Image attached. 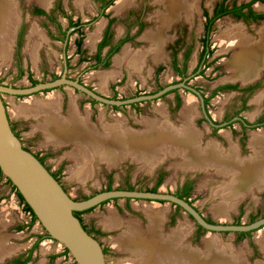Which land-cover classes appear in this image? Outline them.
<instances>
[{"label": "rangeland", "instance_id": "rangeland-1", "mask_svg": "<svg viewBox=\"0 0 264 264\" xmlns=\"http://www.w3.org/2000/svg\"><path fill=\"white\" fill-rule=\"evenodd\" d=\"M58 1L62 2V5L73 18L78 16L83 21L97 16L99 12V4L95 0ZM216 1L218 0H196L194 2V8H186V10L184 9L185 11L179 10L172 18V21L164 25L161 22V17L166 13L167 9L164 7V2L160 0H133L131 4L119 10L115 9L116 1L115 4L113 3V5L107 9V11L112 16L117 17V20L112 27L116 35L123 33L126 29V25L133 21L137 15L142 16L144 22L143 30L145 32L141 38H145L147 45L144 42H137L131 47L136 51L137 47H145L146 50L143 49L142 53L147 56L149 55L148 51L152 52V48H150L152 40L149 38L150 32L153 34H161L160 36L163 39V45L168 37H170V41L167 43H172L178 36L183 37L182 42L184 43L192 42L194 49L188 60L187 66L188 71H190L194 62L195 54H197V50L200 47L199 37L202 34L203 22L202 9L203 7L211 8ZM228 1L240 3L245 0ZM34 2V0H18L20 9L26 14L28 13L30 5L34 4ZM186 3L190 6L191 0H186ZM252 5L256 11L264 12V3L256 1L253 2ZM126 16H129V18L126 19ZM177 20L180 21L176 23ZM44 21L45 20L42 17L30 18L20 46V51L14 50L15 44L12 43L13 49L11 47L9 60L6 61L8 56L6 59L1 58L0 56L1 83L4 84L7 82H14L18 86L27 84V62L33 70V75L38 79H46L41 72L51 73L52 71L53 74H59L61 72V66L64 61V53L62 51V43L60 41L53 42L50 39H47V41L43 43L40 54L41 57L38 61L35 62L29 58V49H26L29 30L34 22L38 27L41 26L40 29L43 32L46 30L44 28H48L50 25H46ZM103 21H105V17L98 15L94 22L84 27L85 34L88 36L89 33L94 32L98 23ZM62 23L65 25L63 21ZM263 25L264 21L258 23L244 22L231 16H225L218 19L213 25L211 35V43L214 51L212 54V58H214L213 63L205 69L204 74L191 77L190 83L197 85L198 89L206 94H209L214 87L223 83L233 82L239 84L240 79L231 80L232 71L227 66V62L231 60L233 54L238 51V48L235 46L224 49L221 45L222 37L230 31L237 29L236 31L239 32L240 30V33L251 39L252 42H256L258 37H260L259 31L264 27ZM51 29L55 31L53 25H51ZM44 35L45 31L42 36ZM75 35L76 34L71 35V44L68 48V54H72L73 52L74 46L72 39ZM35 40H41L39 35L35 34L34 39L30 42H34ZM84 44H86V39ZM126 45L130 47L129 43ZM124 47L126 46L124 45L121 50L116 53V55L121 54ZM87 49L89 50V48ZM168 52L169 51L166 50V54L163 57L164 60L162 62H152L150 58L152 55L148 58L146 57L145 66L139 73L132 72V70H130V68L125 64L115 67L113 66V60H111L110 65L107 68L96 70L98 72L111 70L119 71V75L115 78L107 79L104 86L100 84L99 78L94 75L96 72L86 71L82 74V76H80V78L96 91L109 97L114 93V91H112L109 87V84L119 82L123 74L125 77L121 82H119V85H117L116 88L118 97H130L135 92L139 91L153 92L159 89V86L166 85L178 78L177 74L171 68L170 56ZM180 53L181 52H179V58ZM74 61L75 57L72 58L71 63H74ZM18 63L21 64L24 72L17 76ZM161 63L164 64V69L160 71L157 76H155L154 69L156 65ZM71 67L72 69L67 74H70L71 77H73L80 73V71L85 67V62L71 65ZM263 91L264 85H262L249 97L248 107L243 111V114L251 121L254 120V117L260 111L261 101L264 97ZM179 93L181 95V103L177 108L173 107L174 93H168L163 97L139 103L135 107L128 104L114 109L109 105L99 102L92 105L87 96L83 95L79 91H73V88L67 85L62 88H55L47 92L32 94L30 96L25 95L23 97L4 93L2 94V98L6 101L10 121L16 123V127L20 132V136L23 137L24 143L31 146L33 149L39 148L41 143L46 139H44V137L42 138L38 132L32 131L34 125L44 123V116H26L24 113L22 114L18 111L19 109L20 111L23 110L24 103L32 101L33 99L45 100L49 95H53L51 97L59 99V104H62L63 100H65L64 111L62 112L58 110V114L64 117L67 116L68 109H70V100L73 99L78 116L82 117V120L85 121V125L87 124L88 127L95 129L98 135L105 134L106 128L113 125H118L123 131L130 130L134 133H139L147 127L145 120L146 122H152L156 126V129L161 128L163 124H170L171 128L180 127L183 124V119L180 117L179 113L180 109L182 110L184 106L182 103H184L183 101H185V98L192 97V102L194 104H192L193 118L191 123H193L191 126L196 129L198 134V130H200L201 144L204 145L212 138V140L221 143L223 147H227L228 138L221 134V131L224 130L229 133L230 127L227 126L221 128L215 137L211 136V129L209 128V125H207L205 121H200V119H198L200 117V109L197 98L194 97L192 93L184 91L183 89H179ZM43 96L45 99H43ZM238 96V92L224 90L219 91L210 99L208 110L214 118L220 119L222 115L221 113H224V111L229 112L233 109L235 104L238 102ZM86 117L88 118L86 119ZM233 126L239 131L238 122H235ZM256 131H262L264 134V127L260 126L257 129L248 130L246 138L247 146L243 150L241 157H250L253 154V151L249 148L248 142L250 138L253 137L252 134ZM142 134H144V132H142ZM238 137L239 136L234 133V136L230 137V139L232 142L234 141L233 143L235 144ZM53 144L52 148L56 150H54L53 156L46 158L45 162L49 167L54 169L59 161L63 160L64 168L61 181L65 185L67 193L74 199H82L86 196H90L93 193L104 189L108 185L113 188L132 186L136 189H144L152 187L154 178L156 177L158 171L165 168L166 172L163 180L158 185V189L162 191L171 190L173 192L183 179L188 177L193 178L194 185L191 193V202L207 219L218 223H232L237 220L241 223H247L249 222L251 215L261 217L264 214V177L262 178L263 186L258 187L256 185H251V189L240 195V197H238L234 202V206H231L232 202L222 201V196L216 192V190H218L220 186L222 187L225 182L230 179V177L217 174L213 168L197 171L179 167V165L181 166V161L183 160H181V156L179 154L171 155L168 153L162 155V157H164L152 167L150 164L151 159H136L130 153L121 156L115 164H108L107 161L102 158L100 159L99 155H94L93 158L86 159L87 162H85L86 160H80V157L75 156L79 143L73 139ZM163 147L165 148V146ZM159 148H162V146L150 149L153 152L151 156L156 158L159 154L158 152H160L158 151ZM166 148L168 150L165 149V152L170 151V147ZM141 150L138 151L141 152ZM165 152L162 151L161 153ZM145 156L150 157L148 154ZM86 168L89 169V171L87 170L88 173L83 177L79 176L80 172H82L81 170H85ZM109 175L111 176L110 181H108ZM222 202L225 203L224 205H226V207L224 208V211H220L219 213L216 211V207L220 206ZM128 203L129 206L127 208L125 206L124 198H118L116 201L109 200L103 205H97L93 209L84 211L82 214L84 221L87 224H92L90 221L93 220L95 226L100 227L104 231L103 234L96 233V236L108 249L105 254L107 264H122V262L126 261V259L135 257L132 252L116 247L114 242L127 230L128 225L131 222L137 224V226L139 225L142 230H147L148 219L143 210L146 205H154L166 209L165 218H162L160 226L164 238L168 237L176 229H183L185 232L182 243L192 250L204 254L206 252V240H214L217 245L227 248L234 256L240 260H246L248 264H254L257 260L262 262L264 261L263 249L257 241V239L260 238H263L264 241V226L239 239V236L235 232L215 233L198 230L193 219H191L182 209L176 211L175 206L168 202H151L143 199H129ZM0 214L2 215H0L1 239L8 244L14 245V247L16 246L14 250H12V252H14L13 254L10 252L0 258H3L0 260V264H6L15 255L26 252L40 235H43V237L38 239L36 248L32 253V258L27 264H38L40 262L43 264H73L71 256L69 254H63V245L55 240L49 239L44 229L37 221H35L32 225L27 226L30 221V215L22 209V204H20L16 192L4 178L0 180ZM171 215L173 216V221L172 223H169L168 220ZM111 217L114 219L110 220ZM213 236L214 238H212ZM44 245L46 246L44 248H46L47 251L46 249H42ZM49 256L53 258L50 259Z\"/></svg>", "mask_w": 264, "mask_h": 264}, {"label": "bare ground", "instance_id": "bare-ground-1", "mask_svg": "<svg viewBox=\"0 0 264 264\" xmlns=\"http://www.w3.org/2000/svg\"><path fill=\"white\" fill-rule=\"evenodd\" d=\"M13 1L15 0H0V56L4 59L7 56L9 57L14 26L17 23ZM39 1L47 3L49 0ZM160 1L164 2V7L167 9L166 13L161 17V22L164 25L171 22L179 10L194 8L196 0H191L190 6H188L189 4L186 3V0ZM132 2L133 0H117L115 9L119 10ZM236 30L234 29L225 34L222 37L221 45L224 49L235 46L238 48L231 60L227 62V66L232 71V78L246 80L251 77L260 63H264V27L260 29V38L256 42H252L251 39L240 33V30L239 32ZM150 33L149 38L157 44L154 57L156 60L161 56L160 47H162L163 39L160 36L161 34ZM34 50L32 51L33 54L35 53ZM142 56L143 54L141 53L133 54L128 51H125L124 55L128 64L135 69L140 66ZM54 102L29 101L23 106L22 111L34 116L40 113L44 115L45 123L43 128L48 142L61 143L73 139L79 143L75 156L80 157V160L84 161L93 158L94 155H99L100 159L107 161L108 164H115L121 156L127 153H130L136 159L154 160L160 154H163L161 153L163 150L160 151L161 148H159L158 151L160 152L157 151L159 154L154 158L151 156L153 152L150 149L165 146V148L170 147L169 150L172 152L182 153L181 166L184 168L215 165L224 175L228 174L230 179L222 187L220 186L221 188L219 187L216 192L222 196V201L232 202L231 206H234V198L250 190L251 185L263 186L264 138L260 134L254 133L251 138V146L255 154L250 159L240 160L234 146H230V156H227L226 159L219 157L217 148L210 143L205 145L202 151H199L198 133L189 124L193 113V103L190 100L185 101L181 110L184 124L178 129L177 132L179 133L175 132L176 134L174 135V131L169 125L165 124L161 128L156 129L152 122H145L147 123V130L144 134H136L129 130L123 131L118 125H113L106 128L105 134L98 135L95 130L93 131L87 124L85 125L82 117L78 116L73 100H70L68 115L63 119L52 111L56 106V102ZM138 150H141V152ZM147 154L150 157H146L145 155ZM87 170L89 171L88 168L81 170L82 172H80L79 176L83 177L88 173ZM224 204L222 202L220 206L216 207V211L219 213L224 211L226 207ZM143 210L148 219L147 230H142L139 225L137 226V224L131 222L127 230L114 242L116 247L126 249L135 255L134 258L126 259L122 264H245L244 259L240 260L236 256L231 255L230 250L217 245L214 240H206V252L204 254L192 250L182 243L185 232L183 229H176L169 236L167 235L168 237L164 238L160 226L166 212L165 209L159 206L146 205ZM113 217L110 220H113ZM262 243L264 245L263 239ZM15 247L2 241L0 235V258L12 252ZM44 247L46 246H43V250L46 249ZM38 264L43 263L40 262Z\"/></svg>", "mask_w": 264, "mask_h": 264}, {"label": "flooded vegetation", "instance_id": "flooded-vegetation-1", "mask_svg": "<svg viewBox=\"0 0 264 264\" xmlns=\"http://www.w3.org/2000/svg\"><path fill=\"white\" fill-rule=\"evenodd\" d=\"M34 1H35L34 4L30 5V8L28 9L27 14L24 13V11L20 9V7H19L20 4L18 3V0L13 1L15 15L17 16V19H16L17 23L14 26L13 39H12V43L15 44L14 50L20 51V46H21L23 37L25 35V31L27 30V24H28V21L30 20V18L42 17V18H44V20H45L44 22L46 23V25H48V24H50V25L48 26V28H44V29H46V30H44L45 31V35H44L45 37H44V36H42L44 31L42 32V30L40 29L41 26L38 27L36 23H34V22H33L34 24L32 23V27L30 28L29 33L27 35L28 40H27L26 49L27 48L29 49L28 54L30 56V57L29 56L28 57L32 61L37 62L38 59L41 57L40 54H41V49L43 47V43L46 42L47 39H50L53 42L60 41L62 43V51L64 53V57H63L64 61H63L62 66H61V72L59 74H53L52 71H51V73H46V72L42 73L41 72V74L44 75L46 77V79H38L33 75V70L30 67L29 63L27 62V66H26L27 84H22V85L18 86L14 82H7V83H4L5 85H11L13 87H29V86L36 84L37 82L52 80L54 78L61 76V74L64 72V69L66 68V77L67 78L77 79L80 83L86 85L90 89H93L89 84L83 82V80L80 78V76H82V74L84 72H86V71L98 72L96 70L107 68L110 65V62H111V60H113V57L116 55V53H118L124 45L126 47H128V45H126L128 43L130 45L129 48H132L131 46L137 42H142V43L144 42L147 45V42H145L141 38V36L145 32L143 30L144 29V22H143V18L141 15H137L133 21L128 23L126 25V29L123 33H119L117 35L115 34V31L112 27H113V24L115 23V21L117 20V17L109 14L107 9L109 7H111L113 5V3L115 4V2L117 0H95L99 4L98 15L104 16L105 21L102 22L103 26L100 27L98 36L93 41L92 45L84 44L85 39L87 42V38H88V36L84 32V27L86 25H90L92 22H94V20H96L98 15L95 17H92L91 19H87L86 21H83L78 16L76 18H73L72 15H70L67 12V10L65 9V7L62 5L61 1L49 0L47 3L41 2L39 0H34ZM218 1H220V0H218ZM218 1H216L215 4L211 8L203 7V9H202L203 22H202V34L199 37L200 47L197 50V54H195L194 62H193V65H192V68L190 71H188L187 66H188V60H189V58L193 52V49H194L193 43L192 42L191 43L182 42V40H183L182 36L176 37L172 43H167L168 41H170V39H169L170 37H168L166 39L164 46H163V52L166 54V50L169 51L168 53L170 56L171 68L177 74V77H178L177 79L167 83L166 85L183 81L185 84L192 86L195 89L199 90L197 85L190 83V80H191V77H196L197 75L204 74L205 69L213 63L214 58H212V54L214 53V51H213V47H212V43H211V35H212L213 25L218 19L225 17V16H231L235 19H239V20H242L244 22L258 23V22L264 21V12L256 11L253 8V5L251 4L250 8L255 13L254 15H261L260 17L259 16L255 17L253 15L250 16L248 14L249 9L247 7H245V8H242L240 10V12L244 13L242 16H234L231 13H227V14L220 16L219 18L215 19L213 21V25H212V21L210 22V20L212 19V14H213V11L215 9L216 3ZM233 2H235V1L229 2L228 0H226V3H228V8H230L232 6ZM259 2H262V1H259ZM235 3H236V5H240L241 3H245V2H240V3L235 2ZM130 15H131V13H130ZM127 18H129V16H126V19ZM126 19H125V21H126ZM62 21L65 23V25H63ZM179 21L180 20H177L176 23ZM207 23H211L209 31H207ZM51 25L54 26L55 31L51 29ZM147 30H149V29H147ZM35 34L39 35L41 40H35L36 43H35V41L30 42L32 39H34ZM72 34H76L75 37L72 39L74 49H73L72 54H68V48L71 44V35ZM259 38L260 37H258V40H259ZM13 44H11L12 49H13ZM34 46L36 47L35 48L36 51L34 50L35 53L33 54L32 50H33ZM87 48H89L90 51ZM136 49H139V48L137 47ZM179 52H181L180 58H179ZM73 57H75V61H74V63H71V60ZM148 57L149 56H147V58ZM8 60H9V57L6 61H8ZM163 60L164 59L162 58L158 62H162ZM82 62H85V67L80 71V73H78L77 75H75L73 77H71L70 74H67L72 69L71 65H76L77 63H82ZM159 68H160V70H159ZM163 69H164V64L161 63V64L156 65V67L154 69V75L157 76L160 73V71H162ZM23 72H24V70H23L21 64L18 63V65H17V76L21 75ZM124 77H125V75L123 74L122 78L119 80V82H121ZM234 79H240V78H231V80H234ZM239 81H240L239 84L233 83V82H228V83H223V84L217 85L216 87H214L210 91L209 94H206L203 91L199 90L203 96V102H204L205 109H206L208 115L210 116V118L212 119V122H214L216 124L226 122L225 125L219 126V127L212 126L207 122V120L204 118V116L201 112L200 102L198 100V97L194 93H192L190 90H188L184 87L175 88L173 90L168 91L167 93H165L161 97L167 95L168 93H174V97H173L174 98L173 99L174 105H173V107L177 108L180 106V103H181V95L179 93V89H183L184 91L192 93L193 96L197 98V101L199 103L198 106L200 109V117L198 119H200V121H205L207 123V125H209V128L211 129V136L215 137L221 128L229 126L230 127L229 137L234 136V133H236L239 136L238 140L235 142L236 145L233 143L234 141L232 142V144L234 145V147L236 146L235 148L238 149V154L240 156H242L243 150L247 146L246 138L248 135V133H247L248 130L257 129L260 126L264 127V97L262 98V101H261L260 111L256 114L253 121H251L248 117H246L243 114V111L245 109H247V107H248L249 97L257 89H259L262 85H264V63L259 64L258 68L252 73L250 78H248L246 80L240 79ZM119 82H116V83L113 82V83L109 84V87L111 88V90L114 91L113 95L110 97L102 94L101 92L96 91L95 89H93V90H95L96 92H98V93H100V94H102L108 98H112V99H125V98L134 97V96H137L140 94L153 93L156 91V90L153 92H143V91L141 92V91H139V92H135L130 97H121V96L118 97L116 88H117V85H119ZM63 86H65V85H62V86H59L56 88H62ZM163 86H165V85H163ZM163 86L162 85L159 86V89L162 88ZM225 86H229V87H225ZM50 90H52V89H46V90H43L42 92H47ZM223 90L224 91L238 92L239 93L238 102L235 104V106L233 107L232 110H230L229 112L224 111V113H221L222 114L221 118L216 119L210 113V111L208 110V107H209L210 99L215 95V93H218L219 91H223ZM73 91L78 92V90L75 88H73ZM263 92H262V94H263ZM37 93H40V92H37ZM37 93H35V94H37ZM6 94H8V93H6ZM82 94L85 95L84 93H82ZM10 95H13V94H10ZM14 96L23 97L25 95H14ZM26 96H29V95H26ZM88 99L92 105L94 103H97V101L94 102L95 100L91 99L90 97H88ZM146 101L147 100L135 102V103H131L129 105H132L135 107L136 103L139 104V103L146 102ZM64 106H65V100H63L62 104H60L59 111L63 112ZM109 106L114 108L112 105H109ZM122 106H125V105H122ZM118 107L119 106H117V108ZM114 109H116V108H114ZM234 117H238V118L233 119ZM235 122L239 123V131H238V129H236L233 126V124ZM10 124H11L12 130H14L15 134L20 138L24 148L30 150L45 165V167L60 182V184L62 185L64 190L67 192L65 185L61 181L63 168H64L63 160L59 161V163L55 166L54 169L49 167L48 164L45 162L46 158L53 156V152H54V150H56V149L52 148L53 145L49 144L47 147H39V148L33 149V148H31V146H28L24 143L23 137L20 136V132L18 131V129L16 127V123L10 121ZM253 125H256V126H253ZM256 132H260V131H256ZM256 132H254V133H256ZM254 133L252 134V136H254ZM261 134L264 135L262 131H261ZM251 138H250V140H251ZM250 140L248 142V145H249V148H251V151H253L251 144H250ZM200 143H201V138H200ZM217 143L220 146H222L221 143H219L218 141H217ZM253 154H254V152H253ZM165 172H166L165 168L160 169L158 171V173L156 174V177L154 178L153 186L147 187V188H144L141 190H151L152 188H154L156 186L157 182L160 181V183H161V181L164 178ZM110 180H111V176L109 175L108 181H110ZM193 185H194L193 178L188 177L186 179H183V181L180 182L179 185H177V188L175 191L172 192L171 190H168L165 192H172L173 194L178 196V195L182 194L185 189H187L188 190L187 199L191 202V193L193 190ZM130 187L131 186H126V187H122V189H129ZM106 188H107V186L102 190H106ZM110 188L112 189L113 187L110 186ZM133 188L136 189L135 187H133ZM155 188H156L155 190H158V186ZM86 197H88V196H86ZM117 199L118 198L108 199V201L109 200H115L116 201ZM124 199H125V206L128 208V206H129L128 202H129V199H131V198H124ZM103 204L104 203L101 202L98 205H103ZM190 204H192V202ZM172 205H174V204H172ZM174 206L176 208V211L181 210V208L180 209L177 208L176 205H174ZM82 214H83V212L78 213L77 217L80 220V222L82 223V225L84 226V228H86V230H89L90 227H94L95 229L99 230L98 234L104 233V231L100 227L95 226L93 220L90 221V223H92V224H87L84 221ZM190 218L192 219V217H190ZM205 219L209 222H215L213 220L207 219L206 217H205ZM168 221H169V223H172V221H173L172 215L169 217ZM236 222H238V220L234 221L232 223L236 224ZM239 223H241V222L239 221ZM196 226H197L198 230L205 231L203 228L202 229L198 228L200 225L196 224ZM251 232L252 231H250V233ZM90 233L94 237L97 238L96 233H94V232H90ZM235 233H238V232H235ZM40 236L43 237V235H40ZM40 236L37 237L36 241H34L32 243V245L28 248V250L26 252L15 255L6 264H18V262L23 261L28 255H30V260H31L32 253L35 250V249L32 250V248H33L34 244H37V241H38V239H40ZM100 243L103 247V250H105V252L107 253L108 249L103 245L102 242H100ZM49 258L51 259L52 257L49 256Z\"/></svg>", "mask_w": 264, "mask_h": 264}, {"label": "water", "instance_id": "water-1", "mask_svg": "<svg viewBox=\"0 0 264 264\" xmlns=\"http://www.w3.org/2000/svg\"><path fill=\"white\" fill-rule=\"evenodd\" d=\"M248 1L250 0H245L244 2ZM62 85L75 88L99 103L112 106L154 100L160 98L170 90L184 87L198 97L201 112L210 125L219 127L225 125L226 122L220 124L212 122L205 109L203 96L200 91L185 84L183 81L165 85L153 93L140 94L125 99L108 98L80 83L77 79L67 78L66 68L61 76L52 80L37 82L29 87H13L0 83V170L30 206L37 218L36 221L44 229L47 237L63 245L76 264H107L101 243L83 227L73 212L86 210L108 199H143L151 202H168L178 205L188 216L192 217L197 225H200L208 232H253L264 226V216L258 217L251 222L239 224L209 222L193 204H190L184 198H180L172 192H165L159 189L151 191L112 188L97 191L82 199L72 198L45 165L30 150L24 148L20 138L11 128L6 106L2 98V94L4 93L30 96L37 92L54 89ZM237 118L234 117L233 119ZM168 153L170 154V152H166V154ZM257 261L254 264L262 262Z\"/></svg>", "mask_w": 264, "mask_h": 264}, {"label": "crops", "instance_id": "crops-1", "mask_svg": "<svg viewBox=\"0 0 264 264\" xmlns=\"http://www.w3.org/2000/svg\"><path fill=\"white\" fill-rule=\"evenodd\" d=\"M126 7V6H125ZM122 9V8H121ZM102 26V22H100V23H98V25H97V28H96V30L94 31V32H92V33H89L88 34V38H87V42H86V44H88V45H92L93 44V41L95 40V38L98 36V33H99V29H100V27ZM145 42H146V40H145V38H142ZM149 41V40H148ZM151 46H150V48H153L152 49V52H150V51H148L149 52V55L148 56H151L150 58H151V61L152 62H158V61H160L164 56H165V53L163 52V43H162V47H160V54H161V56L158 58V59H154V57H155V54H156V52H155V48L157 47L156 45V43L154 42V41H152L151 40V44H150ZM36 47L34 46V49H35ZM143 49H145L146 50V48L145 47H143V48H139V49H137V51L135 50V49H132V48H129V47H124L123 48V50H122V52H121V54H118V55H116V56H114L113 57V66H115V67H119V66H121V65H123V64H125L127 67H129L130 68V70H132V72H134V73H139L140 72V70L143 68V66L145 65V59H146V57H147V55L146 54H143L142 53V50ZM35 51H36V49H35ZM125 51L127 52H130V53H133V54H143V56H142V61L140 62V66L138 67V68H134L133 66H131V65H129L128 64V61H127V59H126V57H124V55H125ZM116 59V60H115ZM119 61H120V63H119ZM144 63V64H143ZM94 75H96L98 78H99V80H100V84H102L103 86H104V84H106V81H107V79H112V78H115L116 76H118L119 75V71L118 70H111V71H103V72H96V73H94ZM242 80V79H241ZM41 93V92H40ZM51 96H53V95H49V96H47L46 98H48L49 97V99H45V97L43 98V99H45V100H36V99H33L34 101H39V102H42L43 101V103H45V102H51V101H55L56 102V106H55V108L52 110V111H54V112H56V114L57 115H59V118H61V119H63V118H66V117H64V116H62V115H60V114H58V108H60V100L59 99H57V98H53V97H51ZM56 96V95H55ZM54 96V97H55ZM56 97H58V96H56ZM52 98V100H50ZM185 98V97H184ZM184 98H183V100H184ZM192 97H187V98H185V101L186 100H190V102H192ZM32 100V102H34ZM59 100V101H58ZM71 100H73V99H71ZM3 101H4V104H5V106H6V110H7V105H6V101L3 99ZM185 101H183L184 103H182V104H185ZM54 102V103H55ZM193 103V102H192ZM26 103H24V105H25ZM194 104V103H193ZM23 105V106H24ZM58 106V107H57ZM183 106V105H182ZM182 108V107H181ZM18 112H20V113H22L23 114V111H20V109H19V111ZM7 113H8V111H7ZM180 117H182V119H183V124H184V117H183V115H181V109H180ZM26 116H29V114H26V113H24ZM78 114V113H77ZM43 114L42 113H40L39 115H36V116H34V115H30V116H34V117H38V116H40V117H43L42 116ZM68 115V114H67ZM23 116V115H22ZM8 117H9V114H8ZM88 118V117H87ZM192 118H193V113H192V117L190 118V121H189V124H191L192 125V123H191V121H192ZM9 120H10V118H9ZM43 120H44V123H45V117L43 118ZM145 122H146V120H145ZM44 123L43 124H41V123H39L38 125H34L33 126V129H32V131L33 132H38L39 133V135L43 138L44 137V141L41 143V146L40 147H47L49 144H51V145H54L53 144V142H47V137H46V135L44 134V128H43V125H44ZM146 124V123H145ZM163 125H165V124H163ZM162 125V126H163ZM161 126V127H162ZM169 126L171 127V125L169 124ZM156 127V126H155ZM193 127V126H192ZM90 128V127H89ZM91 130H95V129H92V128H90ZM178 129H180V127H177V128H172V130L174 131V133H173V135L174 134H176L175 132H177L178 131ZM147 130V128L145 127V129L142 131V132H145ZM198 130V129H197ZM130 131V130H129ZM132 132V131H131ZM142 132H139V133H137V134H141ZM198 132H199V134H198V136H199V151H202L203 149H204V147H205V145H207V144H209V143H211V144H213L216 148H217V154H218V156L219 157H221V158H227V156H230V153H229V148H230V146L232 147L233 146V144H232V141H231V139H230V137H229V133L228 132H226V131H224V130H222L221 131V134H223L224 136H226L227 138H228V146L227 147H222V146H220L218 143H217V141H214V140H212V139H210L209 141H207L204 145H202L201 143H200V138H201V132H200V130H198ZM177 133H179V132H177ZM257 134H260L263 138H264V136L261 134V131L259 132V133H257ZM250 144H251V140H250ZM61 145V144H60ZM252 147V146H251ZM165 149L166 148H161V150L160 151H165ZM252 150H253V152H254V154H255V151H254V149L252 148ZM166 152H170V151H166ZM228 152V153H227ZM236 153H237V155H238V157L240 158V159H243V160H245V159H250L251 157H241L239 154H238V150L236 149ZM127 154H129V153H127ZM126 154V155H127ZM166 153H163V154H160L156 159H154V160H151L150 162V164H151V167L152 166H154L157 162H159L163 157H162V155H165ZM170 154H179L180 156H181V160L183 159L182 158V153L181 152H176V151H173V152H170ZM179 164V163H178ZM179 167H182V166H180L179 165ZM182 168H184V167H182ZM215 169V172L217 173V174H222V175H224V173L223 172H221L220 170H218L217 168H216V166L215 165H213V166H209V167H206V166H199V167H194V168H184V169H192V170H204V169ZM225 176H228V174H225ZM240 195H237L235 198H234V201H236L237 200V198L239 197ZM165 209V208H164ZM165 211H166V209H165ZM146 215V214H145ZM147 217V216H146ZM164 218H165V214H164ZM102 234V233H101ZM260 239H263V238H260ZM260 239H257V241L260 243V245H261V248L263 249L262 251H263V253H264V245H263V243H262V240H260ZM264 242V241H263ZM205 246H206V244H205ZM231 255H233V253H230ZM244 262H245V264H248V262H246V260H244ZM257 262H259V261H257ZM260 264H264V262H261Z\"/></svg>", "mask_w": 264, "mask_h": 264}, {"label": "trees", "instance_id": "trees-1", "mask_svg": "<svg viewBox=\"0 0 264 264\" xmlns=\"http://www.w3.org/2000/svg\"><path fill=\"white\" fill-rule=\"evenodd\" d=\"M256 1H262V2H264V0H250L249 2L241 3L240 5H236V3L233 2V3H232V6H231L230 8H228V3H226V0H220V1H218V2L216 3L215 9H214L213 14H212V19L210 20V22L212 21V25H213V21H214L215 19H217V18H219L220 16H223V15H225V14H227V13H231V14L234 15V16H242L244 13L240 12V10H241L242 8H245V7H247V8L249 9L248 14H249L250 16L253 15V16H255V17H258V16L260 17L261 15H254L255 13H254V12L251 10V8H250V5H251L253 2H256ZM210 25H211V23H207V31L210 30ZM159 70H160V68H159ZM225 87H229V86H225ZM94 102H96V101H94ZM137 104H138V103H136V105H137ZM113 107H114V108H117V106H113ZM2 178H4L5 181H6V182L11 186V188L16 192V195H17V197H18V199H19V202H20V204H22V209H23L26 213H28V214L30 215V221H29V223H28L27 226L32 225V224L37 220V218H36L35 214L33 213L32 209H31L30 206L25 202L24 198H23L22 195L17 191L16 187L11 183V181H10L8 178H6V177L3 175L2 171L0 170V180H1ZM159 184H160V181L157 182V184H156L155 187H157ZM155 187L152 188L151 191H156V190H155V189H156ZM108 189H111V188H110V185L107 186L106 190H108ZM129 189H134V188L131 186ZM187 194H188V190L185 189L184 192H183L182 194L178 195V197H180V198H183V197H184L185 200H187L189 203H191V202L187 199ZM84 198H86V197H84ZM107 201H108V200H105V201H103L102 203H105V202H107ZM176 207L179 208V209L181 208V207L178 206V205H176ZM92 208H93V207L88 208V209H86V210H90V209H92ZM86 210H82V211H74L73 213H74V215L77 216L78 213H82V212H84V211H86ZM263 216H264V214H263ZM256 218H258L256 215H251L249 221L251 222V221L255 220ZM236 224H239V221L236 222ZM83 227H84V226H83ZM19 228H20V227H19ZM198 228H199V229H202L201 226H199ZM85 229H86V228H85ZM87 231H88L89 233H90V232H94V233H98V232H99V230H98V229H95L94 227H90L89 230H87ZM249 233H250V231H247V232L242 231V232H238L237 234H238V236H239V239H241V238H243V237L249 235ZM41 238H42V236H40V239H41ZM35 248H36V244H34L32 250L35 249ZM103 251H104V253H106L105 250H103ZM63 254H67V255L69 254L68 250H67L65 247L63 248ZM52 258H53V257H52ZM29 260H30V255H28L23 261L18 262V264H26ZM15 261H16V260H15ZM17 261H18V260H17ZM73 264H76V263L73 261Z\"/></svg>", "mask_w": 264, "mask_h": 264}]
</instances>
